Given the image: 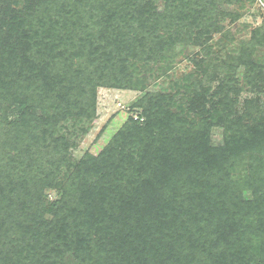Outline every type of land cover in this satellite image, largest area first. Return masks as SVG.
<instances>
[{
    "label": "trees",
    "instance_id": "trees-1",
    "mask_svg": "<svg viewBox=\"0 0 264 264\" xmlns=\"http://www.w3.org/2000/svg\"><path fill=\"white\" fill-rule=\"evenodd\" d=\"M34 1L48 14L0 0V264H264V185L246 202L230 189L232 165L264 150L263 111L251 99L232 116L234 69L208 43L225 34L220 16H241L221 5L242 0ZM167 40L199 44L212 69L188 99L154 95L136 75L144 57L166 60ZM250 56L243 78L257 92L264 63ZM122 83L142 92L138 117L69 172L63 124L84 129L95 89ZM213 127L222 146L210 145ZM46 189L58 191L49 207Z\"/></svg>",
    "mask_w": 264,
    "mask_h": 264
},
{
    "label": "rangeland",
    "instance_id": "rangeland-1",
    "mask_svg": "<svg viewBox=\"0 0 264 264\" xmlns=\"http://www.w3.org/2000/svg\"><path fill=\"white\" fill-rule=\"evenodd\" d=\"M20 6L23 3H29L31 5V11L34 14L40 13L48 14L47 10L36 3L34 0H18ZM244 7L237 9L235 5H221V11L234 13L240 12L241 16L233 21L231 17H217L218 22L223 27L225 34H219L211 32L209 36L210 53L212 59L214 58L217 65H221L222 70L228 68L234 69V75L230 78H234L237 82L239 94L236 98L234 112L232 115L235 117L241 116L243 113V107L246 101L256 99L257 103H260V107L263 113L260 115L261 120L264 119V92L262 88L263 83L257 82L255 90H252L243 78V61L246 60L251 53L250 61L255 62L257 65L264 63V43H260V37L264 33V15L260 9L256 6L253 0H242ZM163 8V2H158V10ZM36 16V15H35ZM38 16H36L38 18ZM256 29L261 35H256ZM258 32V33H259ZM256 39H255V38ZM168 52L166 53V60H157L154 62L151 59L144 57L139 63V68L136 70L139 79L146 87L147 91L154 95H174L177 93L176 99L179 98L188 99L194 96L193 88L195 86V80L199 79L201 75L211 74L212 69L208 67L204 60H206L205 54L199 44H185L176 41L172 44L167 40ZM252 48V49H251ZM249 49L251 52H249ZM172 60V70L162 75L159 71L164 69L167 65V61ZM79 63V62H78ZM221 70V71H222ZM223 72H220L217 78H222ZM218 80L209 82L207 86L210 89V93L216 90L219 85ZM188 85L189 88L177 87ZM120 88L113 87H97L95 89V115L92 122L84 124V129H80L81 126L73 127L71 124H63L64 134L70 139L71 145L68 147L70 160L65 161L70 170L73 168V164L85 158L86 156H95L102 151L113 135L130 120H134L138 116V110L132 107L133 103L142 95V92L135 88H129L125 86L126 83ZM206 87L205 85H203ZM193 90V91H192ZM259 91V92H258ZM229 97H232L229 95ZM216 98H209L204 103L201 110L209 109L210 103H216ZM200 110V111H201ZM199 111V112H200ZM141 123L144 121V117L139 120ZM75 128V129H74ZM223 128L213 127L210 132V145L211 147H217L223 145ZM257 157L258 161H250L249 158L242 157V163L238 161L232 165L230 172H232V183L230 189L234 193L235 191L241 196L244 202L252 201L254 199L253 191L260 186L264 185V150L257 149V153L249 154V157ZM259 162V163H258ZM258 165V166H257ZM47 206L57 198L58 191L56 189L45 190ZM50 214L45 213L43 219H50ZM13 238L17 235L14 233ZM65 259H69L67 256Z\"/></svg>",
    "mask_w": 264,
    "mask_h": 264
},
{
    "label": "built area",
    "instance_id": "built-area-1",
    "mask_svg": "<svg viewBox=\"0 0 264 264\" xmlns=\"http://www.w3.org/2000/svg\"><path fill=\"white\" fill-rule=\"evenodd\" d=\"M253 1L264 15V0H253Z\"/></svg>",
    "mask_w": 264,
    "mask_h": 264
}]
</instances>
